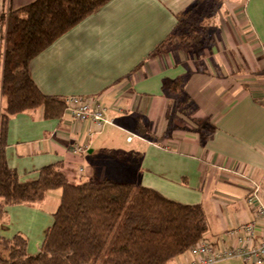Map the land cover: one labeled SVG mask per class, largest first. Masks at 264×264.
I'll return each mask as SVG.
<instances>
[{
    "label": "crops",
    "instance_id": "1",
    "mask_svg": "<svg viewBox=\"0 0 264 264\" xmlns=\"http://www.w3.org/2000/svg\"><path fill=\"white\" fill-rule=\"evenodd\" d=\"M33 1L0 0V79L1 17ZM196 2L109 0L32 59V77L44 94L100 96L114 122L100 129L67 110L58 118H44L42 108L17 114L9 122L6 156L21 181L61 163L73 183L109 179L154 188L175 201L202 204L212 239L251 220L246 200L254 182L264 203V0H225L215 42L203 54L156 51L178 14ZM179 78L186 79L189 100L169 94ZM197 120L210 121L207 138ZM142 122L149 128L144 134ZM76 144L83 150L75 152ZM61 196L56 188L42 202L7 207L2 234H23L28 251L38 253ZM185 261L181 254L167 264Z\"/></svg>",
    "mask_w": 264,
    "mask_h": 264
},
{
    "label": "trees",
    "instance_id": "2",
    "mask_svg": "<svg viewBox=\"0 0 264 264\" xmlns=\"http://www.w3.org/2000/svg\"><path fill=\"white\" fill-rule=\"evenodd\" d=\"M107 1L35 0L1 17L6 29L0 79V264H167L209 231L202 204L178 202L154 188L109 179L73 183L61 163L43 167L36 180L24 182L8 164L9 122L14 116L42 108L44 118H58L66 111L63 97L44 94L34 82L32 59ZM224 2L197 0L178 14L176 27L156 51L195 45L201 51L213 44L209 21ZM185 84L186 79L179 78L168 87L174 100H189ZM195 123L207 138L210 121ZM141 125L139 133L149 131L147 124ZM56 188L62 189L61 201L38 253L28 251L23 234L10 239L2 234L9 222L7 207L42 202Z\"/></svg>",
    "mask_w": 264,
    "mask_h": 264
},
{
    "label": "built area",
    "instance_id": "3",
    "mask_svg": "<svg viewBox=\"0 0 264 264\" xmlns=\"http://www.w3.org/2000/svg\"><path fill=\"white\" fill-rule=\"evenodd\" d=\"M63 100L66 110L78 122L91 121L100 129L114 122L100 96L71 95ZM82 150L79 144L75 145V152ZM246 201L254 210L250 221L229 228L214 239L202 238L183 253L186 261L180 264H215L232 258L242 259L246 264H264V203L256 182ZM38 246L41 250L42 244Z\"/></svg>",
    "mask_w": 264,
    "mask_h": 264
},
{
    "label": "rangeland",
    "instance_id": "4",
    "mask_svg": "<svg viewBox=\"0 0 264 264\" xmlns=\"http://www.w3.org/2000/svg\"><path fill=\"white\" fill-rule=\"evenodd\" d=\"M222 9V8H221ZM220 9V10H221ZM219 10V11H220ZM219 16L217 15L216 17H215V19H212L211 21H209V22H211V27H213L214 29H213V31H212V41H213V43L215 42V36L217 35V33H218V27H219V23H220V18H218ZM205 24H208V21H206L205 22ZM212 45V44H211ZM211 45H209V46H207V47H205V48H203V49H201V51H198V47H196V45L195 46H189V47H187V49H190V50H193V51H196V52H198V53H202L203 54V52L205 51V50H207L208 48H210L211 47ZM176 48V47H175ZM200 50V49H199Z\"/></svg>",
    "mask_w": 264,
    "mask_h": 264
}]
</instances>
